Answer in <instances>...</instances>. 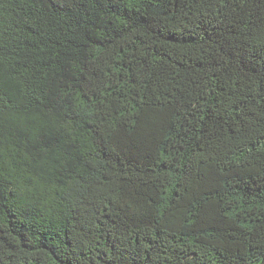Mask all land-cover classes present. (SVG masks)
Here are the masks:
<instances>
[{
    "label": "trees",
    "instance_id": "trees-1",
    "mask_svg": "<svg viewBox=\"0 0 264 264\" xmlns=\"http://www.w3.org/2000/svg\"><path fill=\"white\" fill-rule=\"evenodd\" d=\"M0 264H264V0H0Z\"/></svg>",
    "mask_w": 264,
    "mask_h": 264
}]
</instances>
